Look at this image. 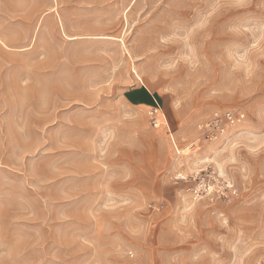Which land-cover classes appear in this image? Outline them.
Returning a JSON list of instances; mask_svg holds the SVG:
<instances>
[{"label": "rangeland", "instance_id": "1", "mask_svg": "<svg viewBox=\"0 0 264 264\" xmlns=\"http://www.w3.org/2000/svg\"><path fill=\"white\" fill-rule=\"evenodd\" d=\"M0 264H264V0H0Z\"/></svg>", "mask_w": 264, "mask_h": 264}, {"label": "built area", "instance_id": "2", "mask_svg": "<svg viewBox=\"0 0 264 264\" xmlns=\"http://www.w3.org/2000/svg\"><path fill=\"white\" fill-rule=\"evenodd\" d=\"M245 119L246 113L242 109H216L199 124L198 129L205 140L214 141L230 134L243 124ZM153 123L156 127L160 125L157 118L153 119ZM190 180L189 190L193 198L206 199L211 204H217L220 201L230 203L238 191L230 178L212 173L208 167L201 169Z\"/></svg>", "mask_w": 264, "mask_h": 264}, {"label": "crops", "instance_id": "3", "mask_svg": "<svg viewBox=\"0 0 264 264\" xmlns=\"http://www.w3.org/2000/svg\"><path fill=\"white\" fill-rule=\"evenodd\" d=\"M68 37H70V38H72V39H73V38H76V36H68ZM110 37H111V36H110ZM149 97H150V96L148 95L147 98L150 99Z\"/></svg>", "mask_w": 264, "mask_h": 264}, {"label": "bare ground", "instance_id": "4", "mask_svg": "<svg viewBox=\"0 0 264 264\" xmlns=\"http://www.w3.org/2000/svg\"><path fill=\"white\" fill-rule=\"evenodd\" d=\"M155 110V109H154ZM155 112H156V110H155ZM160 125H161V123H160Z\"/></svg>", "mask_w": 264, "mask_h": 264}]
</instances>
